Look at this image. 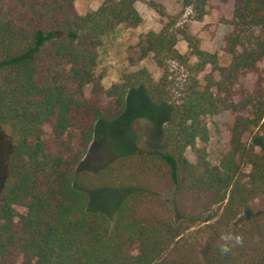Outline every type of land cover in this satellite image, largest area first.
I'll use <instances>...</instances> for the list:
<instances>
[{"label": "trees", "instance_id": "obj_1", "mask_svg": "<svg viewBox=\"0 0 264 264\" xmlns=\"http://www.w3.org/2000/svg\"><path fill=\"white\" fill-rule=\"evenodd\" d=\"M74 1L0 0V122L12 130L0 264H264V147L243 140L263 126L264 87L233 101L240 71L264 60V0L236 1L235 24L262 32L248 48L231 34L227 66L201 49L192 64L168 31H151L138 60L153 55L158 80L140 69L107 89L95 75L99 50L117 26L140 22L136 0H105L83 15ZM205 2H196L198 18ZM172 61L188 73L176 98ZM134 86L152 105H170L163 149L141 147L95 173L76 172L95 124L117 119ZM103 94L115 102L111 112ZM228 109L238 112L229 149L212 164L206 117ZM96 189L126 192L113 227L88 209L86 190Z\"/></svg>", "mask_w": 264, "mask_h": 264}, {"label": "rangeland", "instance_id": "obj_2", "mask_svg": "<svg viewBox=\"0 0 264 264\" xmlns=\"http://www.w3.org/2000/svg\"><path fill=\"white\" fill-rule=\"evenodd\" d=\"M105 0H75L74 6L78 14H85L98 9ZM237 0H206L205 14L198 18L196 8L197 0H136L134 7L141 20L135 25L122 24L110 31L104 38V44L99 50L98 61L95 67V75L104 89L123 82L125 74L146 69L151 76L158 80L162 70L153 55L138 60L139 48L137 44L140 38L148 32L159 33L168 31L176 40V49L195 63V50L201 49L215 53L219 65L227 66L232 58L227 51V38L237 33L244 47H250L261 34L260 28L238 27L235 19V3ZM156 7H153V3ZM190 37V41L185 39ZM238 51L242 47L238 46ZM133 58V59H131ZM168 64V63H167ZM210 71L206 66L203 73ZM240 71L234 90L237 96L233 101L241 99L245 92L251 93L260 81L264 87V60L258 62L256 71ZM169 72L174 80L173 95L178 96L179 89L187 79L185 67L177 65V61L169 64ZM215 75H218L217 73ZM125 106L120 116L113 121H98L95 124L94 133L75 165V171L95 173L111 162L123 156L129 155L141 147L148 150H161L162 128L170 116L168 103L152 105L146 99L142 89L138 86L130 88L126 95ZM101 104L105 110H113L115 102L105 94L101 97ZM241 112V111H240ZM247 115L246 112H241ZM238 112L223 110L218 114L206 117L209 130V141L206 144L207 159L212 163H218L221 155L229 149L230 127ZM263 126L255 129L256 139L253 134H245L244 142H255V149L264 147V117ZM48 130V129H47ZM252 137V138H251ZM12 130L9 126L0 122V191L7 178V160L11 153ZM74 150L81 149L80 141L75 138ZM191 158L193 156L189 154ZM88 195V209L104 214L111 227L116 222L117 209L126 195L125 191H113L109 189L86 190Z\"/></svg>", "mask_w": 264, "mask_h": 264}]
</instances>
